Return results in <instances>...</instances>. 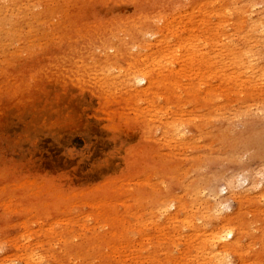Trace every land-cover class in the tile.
I'll return each instance as SVG.
<instances>
[{"label":"rangeland","instance_id":"374dc122","mask_svg":"<svg viewBox=\"0 0 264 264\" xmlns=\"http://www.w3.org/2000/svg\"><path fill=\"white\" fill-rule=\"evenodd\" d=\"M18 1L0 31V264H199L228 227L225 264H264V44L246 69L227 56L228 2ZM213 199L224 213L202 222Z\"/></svg>","mask_w":264,"mask_h":264},{"label":"bare ground","instance_id":"6f19581e","mask_svg":"<svg viewBox=\"0 0 264 264\" xmlns=\"http://www.w3.org/2000/svg\"><path fill=\"white\" fill-rule=\"evenodd\" d=\"M215 1L216 0H199L200 3L206 2L209 6H211ZM219 1L228 2L227 7L229 9V13H231L232 15H234V18L237 19V22H239L240 25H243V30L241 31V33L239 35H237L236 39H234L233 36L227 37L226 38L227 41L224 42L223 45H221V46L219 45V46L220 47H224V49H226V52L228 54L227 56H229V57H236L237 58V61L236 62L239 63L237 65H240L241 68H245L246 69V66H244L245 65V60H248L247 62H250V63H257L256 60H254V57L255 56L252 55V49H251L250 46H252L253 42H258V41H262L261 43L264 44L263 43V41H264V0H219ZM7 2H8V0H0V31H3V29H4V30H7L8 33L12 35V33H14V32H11V30L8 29V26L11 25V24L10 23L7 24L6 22H4V21H7V20L3 18V12L6 9ZM18 2H19L18 0H15V3L14 4H11L13 6V8L15 6H17V3ZM258 6H260L261 9L258 8ZM257 8L259 10H256ZM246 14H249V15L248 16H245ZM14 16H15V14L13 13V17ZM150 37H153V36H150ZM134 39H135L134 42H138L136 40V38H134ZM144 40L145 39H143L141 42L144 43ZM220 42H221V40H220ZM237 42H240L241 44H238ZM151 43L152 42H146V45H145L144 48L151 47L152 46ZM263 47H264V45H263ZM263 47H262V49H263ZM224 52H225V50H224ZM257 53H258V51H257ZM207 61H206V63H207ZM261 64H262V62H261ZM258 65H260V64H258ZM258 65H257V67H258ZM250 67H252V66H250ZM253 67H255V66H253ZM250 69H255V68H250ZM250 71H253V70H250ZM256 71L258 73V70H256ZM244 72L247 73V70L244 71ZM259 72L262 73V75L264 76V68L263 69H260ZM253 73H254V71H253ZM259 77H260V75H259ZM136 80H137L136 85L138 87L139 86L142 87V85L148 84V87H146V89H141V90L134 89L138 93L145 92V91L149 90L150 87L152 86V82L149 80V77H148L147 74L138 75V77L135 78V81ZM258 80H259V78H258ZM133 87L134 86L132 85L131 88H133ZM251 112H252V110H251ZM259 117H258V119H259ZM255 118H257V117H255ZM252 119H254V117ZM247 120H249V119H247ZM247 126H250V123H249V125L247 123ZM253 131H255V130L253 129ZM251 132H252V130H251ZM251 132H250V134H251ZM252 134L253 135L251 137L253 138V136L255 134L253 132H252ZM243 135L244 134H242V136ZM241 139H242V137H240V138L233 137V138H231L229 140L230 144H234L235 152H238L239 150L243 149L244 146L247 147L249 142L251 144H253L249 140V137H245V139L243 138L242 139V142H240L239 140H241ZM259 140H262V139H259ZM254 144H256V143H254ZM234 188H235V186H234ZM234 188H232V190H231V196L234 199H236L238 201V203H242V199H245L246 202L250 203L251 205H254L255 204L254 201H253V196H251L249 194L250 191H251L250 189L248 191H245V194H243L244 192L243 193L236 192L237 190L235 191ZM239 191H240V189H239ZM261 198H263V197H261ZM218 199H220V198L218 197ZM203 207L206 208L205 209L206 211H205V213H201L200 220H202V222H203V220H206L207 217L210 218L211 216L212 217H215V216L217 217L218 215H222L224 213L225 208H226L224 203H222L221 201H217L216 199H213V204H210L209 206L204 205ZM207 220H206V222H208ZM202 222H200V223H202ZM223 230L225 231V228H223L220 232H217V233H213V234L212 233H209V235L212 234L211 235V237H212V240L211 241L212 242L210 244L203 246L202 243L201 244L199 243L200 246H202V248H200V246H199V248H200V250L202 249V251H203V252H198L199 255H201L199 257H202L203 258V259L201 258L202 260H200L199 264H225V259H224V257L221 259V256H223L225 253H227V248H232V249H235L236 250V248L239 247L238 245L240 243L239 242L240 241V238L237 236L235 230L233 228L231 229V228L228 227L227 230L225 231L226 234L223 232ZM204 232H205V228L203 226L193 229V235H194V237H202V236H205V233ZM207 235L208 234H206V236ZM209 240L210 239H208V241ZM193 241L195 242L194 239H193ZM203 241H204V239H203ZM227 241H229V242L226 243ZM204 243H205V241H204ZM205 244H207V242ZM209 247L214 248V250L216 248H219V250L217 249L214 252L213 251L211 252V248H209ZM199 248H197V249L199 250ZM196 258H197V256H196Z\"/></svg>","mask_w":264,"mask_h":264}]
</instances>
